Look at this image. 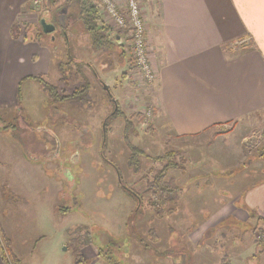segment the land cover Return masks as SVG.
I'll use <instances>...</instances> for the list:
<instances>
[{
  "label": "rangeland",
  "instance_id": "obj_1",
  "mask_svg": "<svg viewBox=\"0 0 264 264\" xmlns=\"http://www.w3.org/2000/svg\"><path fill=\"white\" fill-rule=\"evenodd\" d=\"M29 4L30 12L43 8L41 3L35 5L34 0ZM57 5L55 13L51 11L46 16L51 24L58 26L54 31L56 38L44 32L42 22L39 23L44 16L35 23L44 39L37 40L38 30L34 27L28 31L33 41L50 50L52 65L46 81L57 86L61 94L62 89L70 93L87 82L90 85L76 98L61 101L58 96L44 90L40 92L39 83L22 77L17 84L16 100L1 103L5 109L1 110L0 121L20 126L13 134L22 146V152L17 147L14 152L7 150L4 161H1L3 155L0 156V234L16 264H166L168 257L172 264H185L186 260L194 264V258L196 264L213 260L220 264L223 246L234 237L247 248L248 224L240 225L238 231L220 230V236H217L219 231H208L204 241L207 239L205 243H208L213 239V245L198 254L200 248L194 247L193 235L195 228L222 217L216 211L232 203L234 196L239 205L238 195L264 178V156L261 159L259 155L264 152V113L246 119L247 126L236 123L232 129L237 127V130L219 139L210 136L152 144L148 136L152 133L153 120V114L147 115L150 106L145 101L130 103L142 97L143 89L134 85L135 89L128 93L130 100L126 99L127 105L124 104L123 94L126 87H131L125 77L126 64L132 71L130 81L135 83L138 79L140 87L145 85L138 70L132 67L130 49L125 45L128 31L101 14L105 25L114 30L116 42L111 50H94L83 40L87 33L78 18V5L73 6L70 0H58ZM118 6L124 9L125 2ZM68 36H71L69 42ZM71 57L81 64L76 65ZM39 58L47 60L44 55ZM31 62L37 61L32 59ZM114 98L120 106L114 105ZM52 104L67 115L56 112L53 116ZM118 107L122 115L134 121L131 145L152 156L168 151L175 153L173 160L178 167L166 176L167 181L174 179L180 187L172 213L166 209L157 216L146 203L138 217H132L136 203L122 189L116 165L123 180L145 199L151 197V192L140 177L152 176L148 169L153 166L157 170L161 165L146 157L139 159L137 172L128 166L130 149L124 138V119L112 118L107 129L104 126L105 119ZM243 134L249 136V148L238 146ZM261 140L262 147L257 146ZM33 143L35 151V147L31 148ZM52 151L54 153L48 157L43 155ZM20 154L24 158L36 157L37 166L21 163ZM228 158L234 163L229 165ZM223 187L231 191L221 193ZM254 221V237L261 238L264 222L258 217ZM139 237L149 245V255L158 250L152 262L146 261L147 252L138 244L141 243ZM219 237L223 239L217 240ZM112 241L118 245L126 242L127 250L118 252L111 247L105 252ZM85 243L81 255L78 254ZM159 256L164 259L155 261Z\"/></svg>",
  "mask_w": 264,
  "mask_h": 264
},
{
  "label": "crops",
  "instance_id": "obj_2",
  "mask_svg": "<svg viewBox=\"0 0 264 264\" xmlns=\"http://www.w3.org/2000/svg\"><path fill=\"white\" fill-rule=\"evenodd\" d=\"M57 1L42 0L41 4L45 3L42 10L30 12V0H0V118L1 110L5 109L1 103L16 100L17 84L22 77L42 75L47 79L52 65L50 50L33 41L28 31L34 27L39 32L35 23L56 11ZM117 3L123 5L124 0ZM141 8L157 78L151 87H140L138 79L135 83L130 81L132 71L126 64L125 77L131 87H126L123 99L126 106L133 86L143 89L142 97L130 103L145 101L152 107V133L148 135L152 144L210 136L219 139L237 130V127L232 129L236 123L247 126L246 119L264 113V0H142ZM85 36L83 40L91 46L88 35ZM245 39L249 40L244 45L234 46ZM41 55L47 60H39ZM32 59L37 62H31ZM38 88L43 93L42 86ZM114 101V105L120 106L116 98ZM52 110L53 116L56 112L67 115L54 104ZM6 125L0 121L1 161L6 160L7 150L14 152L17 147L22 152L21 143L13 134L17 129ZM248 138V134L241 135L239 148H249ZM256 145L262 147V140ZM20 161L28 167L37 166L36 157L24 158L20 154ZM228 163L233 164V159L228 158ZM230 187L233 188L231 184ZM227 188L223 187L221 193L231 191ZM235 201L236 196L232 203L216 211L222 217L212 224L208 222L194 229V247L200 248L196 254L213 245L212 240L200 245L208 231L217 229L220 236V230H236L248 224L247 248L236 238L224 246L220 256L226 255L230 264H264V251L254 256L253 224L257 217L264 216V178L238 195L240 206ZM242 251L246 252L239 254ZM214 261L207 264H216L218 260ZM0 264H3L1 257ZM166 264L172 263L166 260Z\"/></svg>",
  "mask_w": 264,
  "mask_h": 264
},
{
  "label": "trees",
  "instance_id": "obj_3",
  "mask_svg": "<svg viewBox=\"0 0 264 264\" xmlns=\"http://www.w3.org/2000/svg\"><path fill=\"white\" fill-rule=\"evenodd\" d=\"M70 1L72 2L73 6L78 5V12H77L78 18L81 20L83 24V27L88 35V40L90 41V44L93 47V49L94 50H102V49L111 50L113 48L112 46L116 42V38H114V35H115L114 30L110 28L109 26L105 25V23L103 22L101 12L98 9V7L95 5L94 0H70ZM42 6L44 7L45 3H43ZM73 13H75V10L72 11V14ZM44 18L47 20V22H49V20L46 17ZM52 24L55 25V30H56L58 26H56L54 22H52ZM65 30L66 29H64V31ZM54 31L50 33V35H53L56 38ZM36 36L38 37L37 40L44 39V37H42V33L38 32ZM67 40L69 42V38H67ZM71 60H73V62L78 65L79 61L75 60V58L71 57ZM25 79H32V80L37 81L42 86L45 92L49 93V95L51 96L53 95L58 96L57 98L61 101H65V100L67 101L72 98H76L84 89L87 90L90 85V83L87 82L84 85H82L83 89H82V86L77 87L74 91L70 93H67L66 90L62 89L61 90L62 94H61L58 87L46 81V79L42 75H38V76L29 75L25 77L24 80ZM19 100H20V97H19ZM119 117L124 119L125 121L124 138L125 140H127L129 149H130V154L127 158V163H128V166L133 170V172L138 171L139 162H140L139 159L141 158H146V157L151 158L153 162L161 165V167L157 170H155L153 166L148 169L149 173L151 174L153 173L152 176H148V174H144V175H141L140 177V181H145L147 188L151 192V197L148 199H145L143 194L135 190L131 185H129L126 181L123 180L120 170L118 169V166L116 165V169L119 174V180L120 182H122V186H121L122 189L126 191V193H128L133 198V200L136 203V207L138 206L133 212L132 217L137 218L138 214L141 213V211L144 209L146 203L149 206H152V208L154 209V214L157 216L164 214L166 209L168 213H172L175 209V204L177 203V199H178L177 193L180 190V187L176 185L174 179H169L167 181L166 176L168 172H170L173 169H177L178 167V164L173 160L175 153L168 151L160 156H152L148 154L147 152H145L144 149H141L135 144L131 145L130 134L134 132V129H133L134 121L132 117L125 116L124 113L122 115V111L120 107H118L114 113L110 114L105 119V122H104V126H106L105 129H107L108 122L112 118L116 119ZM5 127L18 129V124H14V125L8 124ZM258 219L264 222V217H258ZM214 230L217 232V229H214ZM261 234H263V232H261ZM235 239L236 237H234L232 242H234ZM204 240L205 238L202 240V243H200V245H203L205 244V242H207V239L206 241ZM217 240H219V238ZM217 240L215 243L218 242ZM138 241L141 242L138 244H141L143 246V249L146 250L147 252L146 256L148 257V262L150 261L152 262L153 257L154 256L156 257L158 255V250L155 254L149 255L148 254L149 253L148 251L150 250L149 245L147 243L144 244L140 237L138 238ZM85 245L86 243L80 246V249L78 250L79 252L78 254L81 255V250L82 248H84ZM220 246H223V245L221 244ZM101 250L102 252H104V249H101ZM106 251L108 252L110 251L109 246H107V249H105V252ZM263 251H264V236L261 238L259 237L256 238V248H255L254 256H258ZM0 257L2 259L3 264H16V260H14L11 254V249L1 234H0ZM225 257L226 255L221 257L220 264H230V261L226 259ZM160 258L164 259V257L159 256V258L156 259L155 261L160 260ZM169 258L170 257L167 258L168 261H169ZM225 260H226V263H225ZM185 262H186L185 264H193L192 261H189V260L188 261L186 260Z\"/></svg>",
  "mask_w": 264,
  "mask_h": 264
},
{
  "label": "built area",
  "instance_id": "obj_4",
  "mask_svg": "<svg viewBox=\"0 0 264 264\" xmlns=\"http://www.w3.org/2000/svg\"><path fill=\"white\" fill-rule=\"evenodd\" d=\"M42 0H34V4L38 5ZM95 5L101 14L114 24L128 31L125 38V45H128L131 53L132 67L137 69L145 86L154 85L157 78V71L151 63L147 38L146 25L141 10L142 0H124L125 8L118 6L117 0H94ZM249 39L237 41L234 46L244 45ZM153 114L152 107L147 111L148 117Z\"/></svg>",
  "mask_w": 264,
  "mask_h": 264
},
{
  "label": "flooded vegetation",
  "instance_id": "obj_5",
  "mask_svg": "<svg viewBox=\"0 0 264 264\" xmlns=\"http://www.w3.org/2000/svg\"><path fill=\"white\" fill-rule=\"evenodd\" d=\"M19 127H20V126H19ZM87 133H88V132H87ZM52 134H54V133H52ZM54 136H55V135H54ZM88 136H90L89 133H88ZM91 138H92V137L90 136L89 139H91ZM89 139H88V140H89ZM79 141H81V140H79ZM81 142H82V141H81ZM75 143H76V141H75ZM32 147H35L34 150H33V151H35V150H36V146H35L34 143L32 144L31 148H32ZM53 153H54V152L52 151V152H47V154H43V155H46V156L48 157V155L53 154ZM137 207H138V206H137ZM115 243H116V242H113V241H112V244H110L109 247L111 248V247L114 245L113 247H114V248L116 249V251H118V252H119V250H120V251H125V250H127L126 248H128V246L126 245V242H123L121 245H120V244L118 245V244H115Z\"/></svg>",
  "mask_w": 264,
  "mask_h": 264
},
{
  "label": "water",
  "instance_id": "obj_6",
  "mask_svg": "<svg viewBox=\"0 0 264 264\" xmlns=\"http://www.w3.org/2000/svg\"><path fill=\"white\" fill-rule=\"evenodd\" d=\"M43 28H44V32L46 33H52L55 30V26L53 24H49L45 21V19H41ZM108 88V86H107Z\"/></svg>",
  "mask_w": 264,
  "mask_h": 264
},
{
  "label": "bare ground",
  "instance_id": "obj_7",
  "mask_svg": "<svg viewBox=\"0 0 264 264\" xmlns=\"http://www.w3.org/2000/svg\"><path fill=\"white\" fill-rule=\"evenodd\" d=\"M141 10H142V8H141ZM42 19H45V18H42ZM45 21H46V19H45ZM47 22V21H46ZM48 23V22H47ZM49 24H51V23H49ZM55 26V25H54Z\"/></svg>",
  "mask_w": 264,
  "mask_h": 264
}]
</instances>
